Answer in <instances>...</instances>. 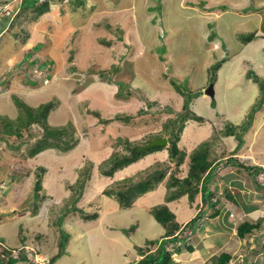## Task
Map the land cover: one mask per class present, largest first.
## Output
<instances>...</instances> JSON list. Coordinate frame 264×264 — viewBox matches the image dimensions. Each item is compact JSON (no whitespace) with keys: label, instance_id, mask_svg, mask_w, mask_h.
I'll use <instances>...</instances> for the list:
<instances>
[{"label":"rangeland","instance_id":"1","mask_svg":"<svg viewBox=\"0 0 264 264\" xmlns=\"http://www.w3.org/2000/svg\"><path fill=\"white\" fill-rule=\"evenodd\" d=\"M7 22L0 37V182L5 187L0 191V239L5 244L16 246L14 251L24 248L32 261L50 264L66 236L63 253L51 264H139L135 257L140 247L150 239L160 243L164 231L149 210L166 204L181 223L200 211L187 239L192 248L182 246L169 264H214L223 251H232L228 264H251L249 251L255 244L264 246V220L263 229L245 238L236 235V225L248 216L264 217V187L227 157L264 165V100L241 132L237 149L238 138L224 129L243 122L262 95L258 80L264 81V0H52L48 11L26 7ZM252 30L257 36L243 41L241 34ZM22 57L24 63L13 64ZM217 61L221 63L213 79L210 67ZM86 62L92 63L88 69ZM113 66L117 68L112 71ZM211 83L212 97L205 93ZM50 99L54 103L47 125L69 129L62 139L72 135L74 145L48 147L30 156L26 149L41 136L43 126L34 122L19 136L5 129L24 120V104L37 107ZM187 109L204 120H184L178 145L190 153L212 139L215 158L224 153L208 182L219 197L218 214L201 211L199 196L192 201L182 194L167 201L162 181L130 207L105 195L107 185L135 179L151 166L162 169L164 161L169 164L167 178L173 165L168 142L113 176L102 175L98 165L113 151L124 150L125 138L135 142L133 147L157 133L168 138L164 124ZM88 166L90 177L77 194L79 170ZM36 174H42L39 185ZM227 188L243 204L226 198ZM83 214L96 217L85 219Z\"/></svg>","mask_w":264,"mask_h":264},{"label":"trees","instance_id":"2","mask_svg":"<svg viewBox=\"0 0 264 264\" xmlns=\"http://www.w3.org/2000/svg\"><path fill=\"white\" fill-rule=\"evenodd\" d=\"M30 0H22L21 3H13L9 0H0L1 4L7 3L8 7L10 9V14L2 15L5 20L2 21V16L0 19V30L4 27V23L7 21L8 18L16 16L18 11H24V8L26 7H33L34 9H39L40 12L48 11L50 2L52 0H44L40 5H37V0H31V3H28ZM73 1H69L71 3ZM82 2V1H80ZM188 2V1H187ZM18 16V15H17ZM63 16V13H62ZM257 36L256 30H253L249 33L241 34V38H243V41L248 42L251 39L255 38ZM103 41L105 42V39L101 37ZM41 42L38 41L34 46H37ZM45 43L43 42L42 46ZM40 45V44H39ZM41 46V47H42ZM40 47V46H39ZM40 49V48H39ZM32 51L38 50V48L31 49ZM30 54L27 53L26 57H29ZM25 59V57H24ZM32 63H35L37 59H31ZM49 63L52 62V60H47ZM221 61H217L214 63L210 69L213 70L211 78L216 77V69L220 66ZM87 64V62H86ZM92 63L87 64V69L91 67ZM41 67H43L44 63L39 64ZM116 66L112 67V71L116 70ZM73 71H76L75 68L72 69ZM23 71V69H22ZM25 71V69H24ZM111 71V69H110ZM24 75V74H23ZM75 75H78V73H75ZM100 77H103L106 80V74L103 71H99ZM89 78V77H88ZM109 79V77L107 76ZM85 78L82 79L81 82L84 81ZM258 78L256 77V80ZM31 85L34 84V81L29 79ZM260 83V92L262 93L260 100L257 103H253L251 110L246 114V119L241 123H228L225 127L224 133L227 135H234V137L238 138V143L236 146V149L241 145V132L246 130L248 127L252 115L256 110L260 107L261 102L264 100V81L258 80ZM121 84H123L121 82ZM182 94V89H179ZM53 99H50L47 102L39 103L37 107H32L30 105L24 104V120L19 118V120L16 122V126L8 125L5 129L7 134H14V135H21L23 132L28 130V127L30 124L36 122L43 126V131L40 137H37L33 142V145H30L27 147V153L30 156H34L37 153H40L44 149H47L48 147H60L62 149H69L74 145V142H71L70 140H73V136L70 135L69 137H66L62 139L63 134H67L69 129L66 127H59V128H52L49 127L46 123V117L47 114L50 111V108L53 105ZM187 103V102H186ZM184 103L183 108H187V104ZM143 111V109H141ZM26 113V114H25ZM123 118L128 119V116L123 115H116L114 118ZM193 119L197 121H203L204 118L201 115L196 114L194 111L187 109L184 112V115H182L179 119H170L168 121L167 125L164 124L163 131L168 133L167 142L168 145V154H169V160L172 161V167L170 169V173L167 175V178H163L165 176L166 170L169 168L168 162L166 163L164 161L163 168H159L155 166H151V168L144 169L142 172L139 173L137 178H133L131 176L125 177L119 180H116L113 184L107 185L103 189V193L107 196H111L116 198V200L125 207H130L137 197L140 195L153 190L160 181L164 182L166 186L167 194H166V200H172L177 197H179L182 194H186L187 197L190 200H195L198 198L201 199L203 206V209L201 211H205L207 208L209 209L210 216H214L218 214L219 209L216 207L217 202L219 201V197L215 192H213L209 186L208 182L213 178L215 175V168L220 163V160H223L222 155L219 156V158H215L216 152H213L212 149V139H206L201 141L196 147H194L190 153H187L184 148L180 147L178 145L179 141V134L184 126V120ZM179 123V124H178ZM169 126V129H168ZM154 136L161 137L162 133H157ZM50 139V140H49ZM144 142V141H143ZM148 142V140H145V143ZM129 143L127 138L124 139V150L122 151H113L106 159H103L98 167L99 171L102 175L105 176H113L114 173L117 170H120L121 168L127 166L128 164L134 162L137 160L140 156L143 155L144 152H149L153 150H157L162 148V145L157 146H151L147 149H144V151L133 153L132 152V144ZM235 149V150H236ZM234 150V151H235ZM187 160L185 161V159ZM237 163H241L242 166H244L249 174H256L257 170H262V167H256L255 165H249L244 164L242 162H239L237 158L228 156L227 160H233ZM183 162H185L186 167L182 166ZM90 167L91 165L88 164ZM84 168L79 170V176L74 183V185L77 188V194L80 192L83 188V185L85 181H87L90 177V167ZM226 164L223 165V168H225ZM38 169L44 172L45 168L42 166H37ZM185 172L184 175H180L181 172ZM37 176V174H36ZM81 176V177H80ZM38 179L36 180V185H39L40 178L42 177V174H39ZM234 193H231L230 190L227 188L225 192L226 198L235 201L240 202L243 204V200L237 199V194L233 195ZM79 196V195H77ZM238 200V201H237ZM75 205L72 206L73 210H77ZM253 206L245 207L246 209H252ZM68 211V210H66ZM149 212L152 214L154 219L158 221L162 227L164 228L163 235L161 236L162 240L157 245L154 253L153 258L148 259L141 258L139 260V264H169L172 263V254L174 252H179L181 250L182 246H185L188 250L192 248L191 245L188 244V238L190 237V234L194 232L195 230V224H196V218L199 216V212L195 214V216H192L189 220L181 223L178 220H176L175 214L167 207L166 204H156L153 205ZM85 219L88 218H95V214H83ZM226 216V214H225ZM264 220V217L255 219L251 217H245L244 220L239 222L236 225V235L240 238H245L250 235V233L254 230H260L263 229V226L261 225V221ZM216 224V223H215ZM210 226H215L213 224H210ZM62 234L63 231H62ZM65 235V234H64ZM66 237V236H65ZM61 237L57 252L54 253L50 257L49 262H53L57 257H59L63 253L64 244L66 242V238ZM162 241H168L169 247L167 248L165 245H163ZM157 241L154 239L146 240L145 248L148 247V245L156 246ZM260 244V243H259ZM257 245L255 244L254 247L249 251L250 252V259L251 264H264V246L263 245ZM16 246H9L5 244L0 239V264H39L33 261H30L29 255L25 253L24 248L18 249L19 251H14V248ZM142 247L140 249L141 252H143L145 249ZM149 247L147 248V250ZM232 255V251H223L221 252L215 260L214 264H228L230 258ZM148 259V260H147ZM246 261L243 260V263Z\"/></svg>","mask_w":264,"mask_h":264},{"label":"water","instance_id":"3","mask_svg":"<svg viewBox=\"0 0 264 264\" xmlns=\"http://www.w3.org/2000/svg\"><path fill=\"white\" fill-rule=\"evenodd\" d=\"M213 84L211 83L206 89H205V93H207V95H209L210 97H212L214 95V91L212 88ZM167 143V138L164 136L161 137H154L152 139H150L148 142H146L145 144L139 145V146H134L132 148V152L133 153H138L144 149H147L151 146H157V145H164Z\"/></svg>","mask_w":264,"mask_h":264},{"label":"clouds","instance_id":"4","mask_svg":"<svg viewBox=\"0 0 264 264\" xmlns=\"http://www.w3.org/2000/svg\"><path fill=\"white\" fill-rule=\"evenodd\" d=\"M20 3H21V2H20ZM252 31H253V30H252ZM254 164H255L256 167H259V166H260V167L263 168L262 170H261V169H260V170H257V173L264 171V165H263V164H262V165H257L256 163H254ZM223 165H224V164H223ZM223 165H222V166H223ZM216 169H217V167L215 168V172H216ZM257 173L254 174V175L252 174V177H253L254 181L256 182V184H258V185L264 187V185L260 184V183L258 182V180L256 179ZM3 188H5V187H4V183L1 181V182H0V191H3V190H4ZM230 213H231V212H230ZM192 234H193V233H191V235H192ZM158 244H159V243H158V241H157L156 246H153L154 249H150V248H149L148 250L145 249L143 252H141L140 249H141L142 247H144V246L140 247L139 252H140L141 254H140V256H137V257H135V258L138 259V260H140L141 258L145 257V256L148 255L149 253H151V254L154 253V251H155V249H156V247H157ZM149 246H151V245H148V247H149ZM165 246L168 248V247H169V242L166 243ZM149 251H153V252H149ZM174 253H176V252H174ZM29 257H30V261H32V260H31V259H32V258H31V255H30ZM36 263H39V262L36 261ZM39 264H40V263H39ZM50 264H51V263H50Z\"/></svg>","mask_w":264,"mask_h":264},{"label":"built area","instance_id":"5","mask_svg":"<svg viewBox=\"0 0 264 264\" xmlns=\"http://www.w3.org/2000/svg\"><path fill=\"white\" fill-rule=\"evenodd\" d=\"M9 1L13 2V3H16V2L20 3L22 0H9ZM7 14H10V9L8 7V4L7 3H4V4L0 3V18L2 15H7ZM256 179L258 180V182L260 184L264 185V171L257 173ZM33 262H36V261H33Z\"/></svg>","mask_w":264,"mask_h":264},{"label":"crops","instance_id":"6","mask_svg":"<svg viewBox=\"0 0 264 264\" xmlns=\"http://www.w3.org/2000/svg\"><path fill=\"white\" fill-rule=\"evenodd\" d=\"M2 18H3L2 21L5 20V18H4L3 16H2ZM0 19H1V18H0ZM7 24H8V22H7L4 26H6ZM6 27H8V26H6ZM4 31H5V30H3V28L0 30V37H1V35H2L1 33L4 32ZM14 62H15V63H13V64H15V65L18 66L19 63H22V62L24 63V58L22 57V59H20V60H16V61H14ZM13 66H14V65H13ZM14 67H15V66H14ZM16 70L19 71L18 69H16ZM15 79L17 80L18 78L15 77ZM18 81H19V79H18ZM17 85H19V84H17ZM12 89H14V87H13ZM16 89L19 90V89H21V88H16ZM21 91L24 92L23 90H21ZM251 178H252V177H251ZM252 179H253V178H252ZM253 181H254V180H253ZM258 188H259V187H258ZM252 209L254 210L255 208L252 207ZM249 211H250V210H249Z\"/></svg>","mask_w":264,"mask_h":264}]
</instances>
